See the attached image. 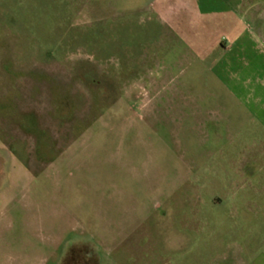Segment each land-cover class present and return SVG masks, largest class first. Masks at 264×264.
Returning a JSON list of instances; mask_svg holds the SVG:
<instances>
[{
  "label": "rangeland",
  "instance_id": "374dc122",
  "mask_svg": "<svg viewBox=\"0 0 264 264\" xmlns=\"http://www.w3.org/2000/svg\"><path fill=\"white\" fill-rule=\"evenodd\" d=\"M152 1L0 0V264H264Z\"/></svg>",
  "mask_w": 264,
  "mask_h": 264
},
{
  "label": "crops",
  "instance_id": "0c3cea01",
  "mask_svg": "<svg viewBox=\"0 0 264 264\" xmlns=\"http://www.w3.org/2000/svg\"><path fill=\"white\" fill-rule=\"evenodd\" d=\"M149 8L206 83L197 122L241 163L229 175L264 193V0H153Z\"/></svg>",
  "mask_w": 264,
  "mask_h": 264
}]
</instances>
